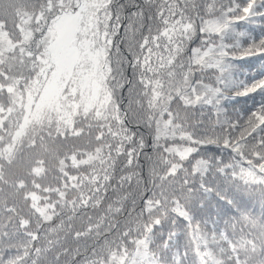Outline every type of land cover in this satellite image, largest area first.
Segmentation results:
<instances>
[{"label":"snow or ice","instance_id":"1","mask_svg":"<svg viewBox=\"0 0 264 264\" xmlns=\"http://www.w3.org/2000/svg\"><path fill=\"white\" fill-rule=\"evenodd\" d=\"M257 21L264 0H0V264H264Z\"/></svg>","mask_w":264,"mask_h":264},{"label":"trees","instance_id":"2","mask_svg":"<svg viewBox=\"0 0 264 264\" xmlns=\"http://www.w3.org/2000/svg\"><path fill=\"white\" fill-rule=\"evenodd\" d=\"M260 23H264V22L257 21L256 24H253L250 26L251 27H258V25ZM194 46H196L194 43H190L187 45L188 49H190L191 47H194ZM257 99H259V97H257ZM218 131H219V129H217V132ZM161 143L171 144V143H173V141H161ZM175 143L179 144L182 142L177 140V141H175ZM128 146L129 145H126V147H128ZM212 150L215 151L214 148ZM148 155L152 156L153 159L152 160L147 159ZM155 157H156V153L152 152V151H148L147 154L142 153V152L138 153L137 157L133 161V165L129 167L128 173H126V174L132 175V179L129 181L128 184L124 185L125 190L121 191V193H120V195L128 197V199L125 200V204L129 209L132 208V200H131L130 192L135 191V185H136V180H137L138 176L140 178L141 189H144L146 180H148L147 187H149V188L151 187V182L148 178L150 177V173H151L152 168L155 164ZM193 157H195V153L193 154ZM193 157H190L189 159H192L193 163H194L195 161H194ZM121 159H124V157L122 156ZM244 166L247 167L246 164H244ZM137 174H138V176H137ZM109 195L111 196V199H113V200H115L117 198L115 195H111V190H109ZM143 195H144V192L141 191L140 196H143ZM243 195H244L245 205L247 206V210L249 212H252L253 215H255L257 218H259L260 215L264 214V191H262L260 185L256 184V185L250 186L249 190L247 192H245ZM136 203H137V205H139L141 203L139 196L136 198ZM117 206H119V205H117ZM106 207H107V202H104L102 207H100L96 210L90 211L89 215L93 216L94 218L101 216L104 214V209H106ZM233 211H235V209ZM231 214L232 213H229V215H231ZM214 218L219 219L218 217H214ZM225 219H227V217H225ZM59 223H60L59 220L53 218V220L51 222H45V227H49V226L56 227ZM80 223H81L80 220H76V221H74V226L79 228ZM122 223H123V221H122ZM221 229L223 230V221L221 222ZM189 235H190V233H189ZM61 236H63V233H61ZM187 239H188L187 236H183L182 240H181V244L185 243L187 241ZM72 247L75 248L76 245L73 244ZM80 250H81L80 259L82 260L83 259V253H84L83 242H81ZM182 251H183V249H182ZM73 256H75V253H73ZM73 256L68 257L67 260H64L62 258L61 264H71V260H72Z\"/></svg>","mask_w":264,"mask_h":264}]
</instances>
